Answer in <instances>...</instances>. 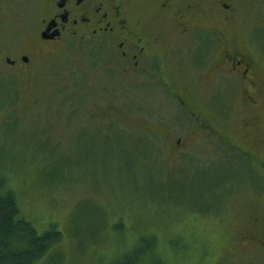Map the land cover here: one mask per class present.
<instances>
[{"label":"rangeland","instance_id":"1","mask_svg":"<svg viewBox=\"0 0 264 264\" xmlns=\"http://www.w3.org/2000/svg\"><path fill=\"white\" fill-rule=\"evenodd\" d=\"M247 1L252 7L225 40L245 44L260 63L253 105L247 86L216 77V66L197 79L187 71L190 60L172 55L169 87L178 97L182 91L194 115L161 83L122 81L101 66L86 91L68 87L70 57L49 71L43 63L16 84L0 78V176L38 233L63 234L35 264H137V252L142 264H264L262 249L242 247L260 228L252 218L264 223V168L237 152L264 165V0ZM216 21L210 25L220 27ZM164 39L175 41L169 33ZM84 56L81 69L91 64ZM109 106L119 126L107 122L95 134L105 124L94 114ZM198 114L228 145L198 129ZM169 134L182 138L180 152Z\"/></svg>","mask_w":264,"mask_h":264},{"label":"flooded vegetation","instance_id":"2","mask_svg":"<svg viewBox=\"0 0 264 264\" xmlns=\"http://www.w3.org/2000/svg\"><path fill=\"white\" fill-rule=\"evenodd\" d=\"M246 4L247 0H0V78L18 79L43 63L50 64L45 67L49 71L58 58L70 57L71 65L67 66L72 81L68 87L77 85L75 90L82 87L86 91L84 83L101 66L122 81L161 83L167 93L178 98L181 108L190 111L182 91L178 97L169 87L168 80L175 79L169 69L172 55L180 63L190 60L193 65H187V71L197 79L216 66V77L247 86L248 102L253 105L260 93V63L245 44L225 40L226 31L245 15ZM251 7L249 3L248 12ZM213 19L225 31L211 26ZM6 31H12L13 36L7 38ZM168 33L174 36L173 43L164 39ZM82 55L91 63L83 69L78 66ZM107 109L100 108L98 116L94 114L100 128L105 124L104 132L99 129L95 134L103 135L109 129L107 122L116 125L113 106ZM196 118L198 129L228 145L204 115ZM248 121L244 125L252 126L256 117ZM148 132L163 138L155 130ZM170 137L180 152L182 138ZM251 224L260 228L247 233L242 247L264 251V223L254 216Z\"/></svg>","mask_w":264,"mask_h":264},{"label":"trees","instance_id":"3","mask_svg":"<svg viewBox=\"0 0 264 264\" xmlns=\"http://www.w3.org/2000/svg\"><path fill=\"white\" fill-rule=\"evenodd\" d=\"M258 42H260L259 44L262 43L261 41ZM14 80L16 84L17 80ZM111 103H113L112 100ZM117 131L121 132V130ZM242 149L237 148L239 150L237 152H241L248 164H252L254 167L259 166L261 169L264 168L262 163L256 164L251 154ZM251 232L249 231V233ZM62 236L61 231L54 229L40 234L31 222L22 218L14 191L8 188L6 179L0 176V264H35L51 253V248L62 240ZM145 241L142 238L138 246L142 248ZM148 244L146 251L150 247V243ZM135 256H137V264H142L144 255L137 252Z\"/></svg>","mask_w":264,"mask_h":264}]
</instances>
